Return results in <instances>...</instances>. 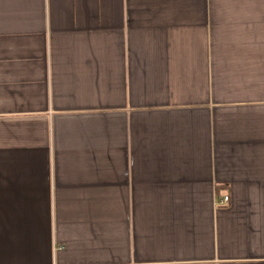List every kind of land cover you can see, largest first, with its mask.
I'll return each mask as SVG.
<instances>
[{"label":"crops","instance_id":"0c3cea01","mask_svg":"<svg viewBox=\"0 0 264 264\" xmlns=\"http://www.w3.org/2000/svg\"><path fill=\"white\" fill-rule=\"evenodd\" d=\"M0 264H264V0H0Z\"/></svg>","mask_w":264,"mask_h":264},{"label":"built area","instance_id":"2783aa9c","mask_svg":"<svg viewBox=\"0 0 264 264\" xmlns=\"http://www.w3.org/2000/svg\"><path fill=\"white\" fill-rule=\"evenodd\" d=\"M228 200V197H225V201H227Z\"/></svg>","mask_w":264,"mask_h":264}]
</instances>
